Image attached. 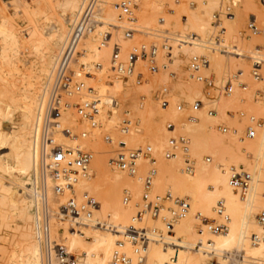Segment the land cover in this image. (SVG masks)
Masks as SVG:
<instances>
[{"label":"bare ground","instance_id":"1","mask_svg":"<svg viewBox=\"0 0 264 264\" xmlns=\"http://www.w3.org/2000/svg\"><path fill=\"white\" fill-rule=\"evenodd\" d=\"M8 1L7 4L4 0H0V40L3 42L0 57V116L5 117L13 126L3 128L0 125V227H11L15 217L18 221L22 220L21 225L15 224L17 225L15 230L21 232V240L17 243V250L14 252L10 264H43L41 247L33 229L32 207L34 200L30 196L28 186L35 166L31 135L43 87L50 80L55 59L68 36L74 17L80 9L81 0H47L51 7V12L47 15H39L36 8L33 7V3L30 4L26 0H18L23 8L19 7L17 0ZM115 1L100 0L96 17L115 23L116 9L113 4ZM196 1L200 3V7L204 8L202 12L210 16L214 15L213 12L219 10L224 3V0ZM262 1L264 2V0ZM10 2L16 3L20 9L17 8L14 13H11L7 9ZM15 5L14 7H17ZM180 9L185 12L184 15L182 14V18L181 15L177 16L179 12L177 13L173 9L169 15L163 18L162 22H159L173 37L170 56L168 57L166 51L162 49H158L156 54L157 62L160 65L164 62L166 66L160 67L154 73H148L144 66L145 60L138 61L136 69L144 72L143 79L146 75V84L151 82L149 78L151 74H154L156 81L166 82V71L169 64L175 58H179V61L182 62L184 60L181 59L182 55H185L187 60L192 54L207 55L209 64L204 72L208 70L220 72L224 68H229V71L230 69L240 70V77L249 75L250 65L240 57L250 58L255 54H261L260 47L257 46L249 51L239 50L238 45L243 42V39L241 31L237 29L235 23L227 22L222 32L225 36L222 37L221 34L219 40H215V30L213 32L212 29L215 27L210 19L193 18L190 14L188 15L185 4L180 6ZM19 11H22L25 18V29L16 26L15 16ZM68 15H74L72 20L71 18L69 20ZM137 17L143 32L135 33L131 37H124L120 30H112L111 38L102 42L101 28L95 25L94 28L89 29L81 36L76 45L70 67L86 87L76 95L82 99L94 93L99 96L102 102L98 114V124L94 128H91L85 120L79 119L74 113H71V111L74 112L72 107L67 110V122L77 129L87 131L82 143L94 151L90 174L78 181L76 192L79 195L84 190L89 191L99 201V206L94 211L92 220H85L79 226L73 225L75 228L71 226L68 229L69 227H66L67 219L52 218V232L54 236H59L62 239L69 251L77 254L82 253L81 256L87 264H213L209 257H212L210 251L217 253L215 264H246L247 256H260L264 251V241L252 244L247 237L251 230L260 231L254 213L264 203L260 196L261 180L264 174V129L261 125L256 126L260 135L257 132L258 137L256 135L246 139L241 133L243 122L238 123L230 119L228 109L237 99L235 91L239 87L233 79L232 91L220 93L214 101L216 103L224 96L219 105L215 106V112L208 113L203 107L196 112L197 119L192 120L193 123L188 122L184 114L179 113L182 111L177 112L175 109H170L167 112L163 110L150 92L146 110L142 111L140 108H136V113L144 121L145 131L150 137L152 155L153 149L155 155L153 164H157L160 174V177L154 181L157 175V170L155 171L152 177V186L154 181V187L157 190L162 192L169 190L180 196L188 197L190 206L187 215L174 224L173 235L166 234L163 240L156 239L150 242L144 260L137 257L132 242L124 231L125 227L132 222L135 210L133 205L123 202L122 193L126 191L130 194L132 190L136 189L141 192L142 173L148 172L152 163L148 157L141 156L135 174H128L111 165L110 158L115 154L114 147L118 149V142H126L127 146L132 147L140 143L133 137L124 134L132 131L133 124L128 131L123 130L124 133L120 132L114 135L113 132L107 131L112 140L104 139L106 143L100 137V129L103 125L110 130L114 127L120 114V110L117 108V99L127 95L124 87L134 81L133 76L111 75L112 40H119L121 52L124 54V51L132 44L141 42L144 37H155L154 31L163 30L158 28L157 19L148 8L137 10ZM44 22L54 25V29L50 32L45 31L43 29ZM18 30L27 31L26 37L32 39L35 44L37 58L26 70L19 63L22 51L16 35ZM169 30H173V33H170ZM138 34L141 36H137ZM252 40L256 41L258 38ZM214 44H218L220 48H211ZM174 45L175 48H173ZM80 68H83L84 72L79 73ZM96 68L100 70L97 71ZM92 72H95V76ZM180 72L182 78L192 79L188 73L185 74L186 70L183 67H180ZM171 75L175 76L174 73ZM130 78H133L131 83L127 81ZM251 78H249L250 84L253 85V76ZM225 79L226 77H222L215 81L219 83ZM261 80H264V76ZM246 84L245 89L248 87L247 82ZM179 86L183 87L181 84ZM87 87L90 89L88 90ZM186 88L190 101L196 98L205 99L202 86L198 83L192 82L186 85ZM73 96L70 97V100ZM168 107L169 105L164 108ZM250 110L255 113L259 112ZM16 111L20 112V119L17 121L14 118ZM255 115L247 116L246 119L251 116L247 120V122H252H249L250 125L255 124L254 119H257V116L261 118L259 114ZM195 121L198 122L195 123ZM217 122L227 123L232 131L229 134L217 133L214 129V124ZM169 124H173L174 127L170 128ZM171 130L183 131L185 135H188L189 155L193 163L191 171L184 168V155H180L181 151L177 150L169 157L164 154L168 138L174 134ZM138 131L141 133L143 129L140 128ZM228 131L229 128L226 127L223 132ZM205 154L210 155L209 160L203 158ZM211 156L214 158L213 162H211ZM251 158L254 160L253 165L250 162L253 161ZM144 159L149 160L144 161ZM240 166L251 171L254 177L250 194L245 200L240 199L228 183L230 168ZM219 197L224 198L226 210L230 215L226 231L212 234L205 228L201 219L197 223H191L197 211L198 216L200 213L207 217H216L214 206ZM55 202L52 203L53 206H56ZM58 219L59 222H55ZM15 220L14 222H16ZM96 220L101 221L102 224L100 225ZM159 222L161 223L159 219L145 216L141 223L156 230H163L157 228L162 224ZM86 227L92 229L87 234L83 233ZM95 228L103 232H96ZM199 240L202 241V244L198 247ZM4 248L0 247V250ZM115 248H121L129 259L125 262L113 261L112 253ZM235 249L243 251L244 260L230 261L225 251Z\"/></svg>","mask_w":264,"mask_h":264},{"label":"built area","instance_id":"2","mask_svg":"<svg viewBox=\"0 0 264 264\" xmlns=\"http://www.w3.org/2000/svg\"><path fill=\"white\" fill-rule=\"evenodd\" d=\"M177 1V0H176ZM100 0H81V6L71 25L68 36L60 48L50 74V80L44 85L43 92L39 99L36 117L32 130V145L35 153V166L30 182L28 183L30 196L34 200L33 229L34 234L40 244L43 264H87L83 257L71 252L59 236H54L52 232L51 220L54 217L67 219L70 226L75 228L85 220H92L94 211L99 206V201L89 191L84 190L77 194L76 185L82 178L87 177L91 171V160L94 154L93 149L86 147L82 139L86 136V130H79L67 122V110L72 107L74 114L85 120L91 128L98 124V114L102 102L99 96L91 93L90 96L80 100L71 101L70 97L80 94L86 89L84 83L75 75L70 62L76 45L81 36L89 29L98 25L101 28L102 40L108 41L112 36V30H120L124 37H131L135 33L143 32L138 22L137 10L139 0H116V22L111 23L96 17L99 10ZM233 4H226L214 14V24L218 27L215 30L214 39L219 40L224 27L220 23L225 16L233 15ZM160 22L162 16H158ZM246 28L249 33L264 34V24L259 23L255 16L248 18ZM155 40H145L132 44L124 54L121 52V43L114 39L111 42L110 70L113 75L133 76L136 83L143 81L144 72L137 70L138 61L145 60V68L148 73H154L161 65L156 60L158 49L165 50L167 56L171 54V37L165 29L154 31ZM149 33V32H148ZM264 49V40L258 44ZM211 48H220L214 44ZM252 59L251 73L255 79L264 76V54H255ZM209 59L206 54H192L189 57L187 70L188 75L195 81L202 84L205 100L196 98L185 105L182 101H174L173 107L177 111H185L187 120L197 119L196 112L205 108L208 113L215 112L214 101L220 93L232 91V79L237 82L241 89H245L247 84L240 77V70L230 74L225 81L216 83L211 74L204 72L208 66ZM84 72L80 68L79 73ZM88 90L90 87H87ZM158 100L161 106L167 107L170 103L168 97V87L162 85L157 90ZM239 115H244L241 111ZM254 125L245 127L244 135L254 137L257 135L256 126L261 125V119H254ZM132 122L129 117L123 116L120 120V128L128 131ZM173 128V124L168 125ZM222 130L226 126H221ZM103 137L111 141L112 137L104 133ZM113 157L110 158L111 165L124 170L128 174H135L138 168V160L141 156H146L154 163L152 147L149 144L141 146H127L126 142H118ZM179 150L184 155V168L191 171L193 168L192 159L189 155V138L184 134H172L168 138L167 146L164 150L166 157L172 156ZM209 160V155L206 156ZM155 166L152 164L148 172L143 177V192L140 202L137 204L132 222L125 227V232L132 242L134 252L140 260L145 259L146 250L150 242L164 236L173 235L174 224L185 217L189 211V199L180 196L169 190L163 193H151L152 177L155 174ZM254 177L253 173L243 166L231 167L228 183L237 193L240 199L245 200L250 194ZM260 196L264 201V178ZM130 200V194L124 192L123 202ZM56 201V206L52 203ZM216 217H207L200 214V219L205 228L212 234L224 232L228 228L229 213L226 210L223 197H219L214 206ZM145 216L159 219L163 224V230H156L141 223ZM254 217L260 231H250L248 240L252 244L264 241V203L255 213ZM100 225L101 221L96 220ZM201 231V230H200ZM202 241L197 242L199 247ZM231 262L244 260L242 250L225 251ZM212 260H217V253L210 251ZM128 255L121 249L115 248L112 253V260L125 262ZM246 264H264V251L260 256H247Z\"/></svg>","mask_w":264,"mask_h":264},{"label":"rangeland","instance_id":"3","mask_svg":"<svg viewBox=\"0 0 264 264\" xmlns=\"http://www.w3.org/2000/svg\"><path fill=\"white\" fill-rule=\"evenodd\" d=\"M4 1L7 2V4L9 3L8 0H4ZM192 1L193 0H191V1H189V0L188 1L187 0H177V1L176 0H140L138 10H141L143 8H148L149 11H151V13H153L155 15L157 22L159 24L158 28L164 29V27H162L160 25V23H159L160 21H158L159 20L158 16H162L164 18L166 15L170 14L171 10L174 9V10H176L177 13L179 12V14L177 16L181 15L180 17L182 18V14L184 15L185 12L180 9V6L185 4V7L187 6V9H188V15L190 14L193 18H198L201 20L202 19H206V20L210 19V21L213 23V26L215 27V24L213 22L214 15L210 16V15H207V13H203L202 11L204 8L200 7L201 6L200 3L198 1L195 2V0L193 2ZM26 2H28L30 4L33 3V7L36 8L37 13L39 15L40 14L41 15H47L51 12V7H50L47 0H26ZM223 2L224 3L221 5L219 10L222 7H224V5H226L228 3L233 4V8H232L233 9V15L223 17L222 20H220V23L223 25V27H225V24L227 22L235 23L237 29L241 31V36H242L244 43L242 42L240 45H238L239 50H241V51L253 50L255 47L259 46L258 44H262V42L264 40V34L253 35L252 33H249L248 29L246 28V23H247V20L249 17L255 16L259 23L264 24V2L262 0H226V1L224 0ZM13 3L14 2H10V6L7 5V9L11 13H14V11L17 10V8L18 9L23 8V5L21 4L20 1L17 0V4L19 5L20 8L18 7V5L16 3H14V5L16 4L15 6H17V7H14ZM176 12H175V14H176ZM215 12L216 11H214L213 13L215 14ZM68 17H69V20H70V18L72 20L74 15H68ZM15 22H16V26H19V28H24V29L26 28L25 27V25H26L25 24V18L23 16L22 11H19V13L15 16ZM69 22H71V21H69ZM43 29L47 32H50L51 30L54 29V25H50V23L44 22ZM212 29L214 32V30H217L218 27H215V28L212 27ZM169 31H170V33L171 32L173 33V30H169ZM26 32L27 31H19V30L16 31V35H17V38L19 40V43L21 46V51H22V55L20 57L19 63H20V66L24 70H26L27 68H30L32 66V63L37 58L34 41L32 39H28L26 37ZM137 36H141V35L138 34ZM224 36L225 35H223V33H222V37H224ZM253 38H258V40L253 41L252 40ZM142 39H144L142 41H145V40L157 41L158 40L157 37H152V36L144 37ZM102 42H104V41H102ZM2 45H3V42L0 40V57H1V46ZM259 47H260L261 54H264V49L261 46H259ZM58 48H57V51H58ZM173 48H175V45ZM231 48L233 49V47H231ZM57 51H56V53H57ZM240 58L245 60L250 65V68H251V64H252L251 58H249V57H244V58L240 57ZM181 59H184V60L182 62H180L179 58H175L171 62V64H169V66L167 67V71H166L167 81L166 82L160 81V80L156 81V79L154 78V74H151L149 76V78L151 79V82L149 84L145 83L146 75H145V78L143 79V81L139 84L134 82L135 80L131 83L130 81L133 80V78L127 79V81L131 84H126L124 87V91L127 93V95L117 99V101H118L117 108H119L120 114L117 117V121L114 123V127L110 130V129H107L105 125H103V127L100 129V137L102 138L103 141L105 139L103 137V134L105 132L106 133H108L107 131L113 132V134L115 135V134L123 131L120 128V120L123 116H125V117H129L131 119L132 124H133V129L128 134H126L124 132H122V133H124L125 135H128V136H131L135 140L139 141L140 144L135 145V146H141L144 144L150 145V142H149L150 137H149V135H147V133L145 131L144 121L141 119V116L136 113L137 107L140 108L142 111L146 110V108L148 106V102H149L148 93L150 92L151 94H153L156 98V101L161 106L160 101L158 100L157 90L160 86L166 85L168 87V97H169L170 103H169L168 108H164L162 106H161V108L168 112V111H170V109H175L173 107L174 101H182L185 103V105H187V103L190 102V96H189L188 90L186 88V85H189L192 82H196L202 86L201 83H199L193 79H190L188 77H186V78L181 77L180 67H183L186 70L185 74H187L188 73L187 64H188V60H189V59L186 60L185 55H182ZM224 69L220 72L208 70L206 73L211 74L215 79H220L222 77L227 78L230 74L235 72L232 69H230V71H229L228 70L229 68L228 69L224 68ZM96 70L99 71L100 69L96 68ZM110 73L112 76H116V75H113L111 71H110ZM172 73H174L175 76H172L171 75ZM92 74L95 76V72H92ZM251 74L252 73L250 71L249 75L248 74H246L247 76L243 75L245 77L241 76V79L248 83V87H247V89H241L239 87L236 88L235 92L237 93V99L229 106V109H228L230 119L237 121L238 123L243 122L241 133H242L243 137L246 139H249L244 135L245 127L247 125H250L249 122H251V121L247 122V120L251 116L248 119H246L249 114L250 115L256 114L255 116H257L259 114V116H261V118L257 116V119H261V127H263V129H264V80H261V78L254 79V77H253L254 83H253V85H251L250 84V81H251L250 79H252ZM118 77H121V76H118ZM245 78H247V79H245ZM180 84L184 88L180 87L179 86ZM202 89H203V87H202ZM223 97L224 96H222L218 101H216V103H214V106L217 107V105H219V103ZM80 98L81 97H78V95H75L71 98V101L73 102L76 100H80ZM250 109H252V111H259V112H257V113L251 112ZM204 110L207 111L205 108H204ZM240 111L242 113H244L245 115L240 116L239 115ZM177 112H179V111H177ZM71 113H74V112L71 111ZM179 113L184 114V116L186 117L185 111H182ZM14 118L16 121L20 119V112L19 111H16L14 113ZM187 121L190 123H193V121L192 122L190 120H187ZM197 122L198 121H195V123H197ZM0 125L3 128L13 126V124L11 122H9L3 116H0ZM221 126H226L227 128H229V131L226 133L223 132L221 130L222 129ZM140 128L143 129L144 132L142 131L140 133L138 131ZM214 129L219 134H229L232 131V128L225 122L215 123ZM171 131H173V130H171ZM261 131H262V128H261ZM177 132H178V130H174L173 131L174 135L179 134V133L184 134L183 131H179L178 133ZM257 132L260 135V132L259 131H257ZM186 136L188 137V135H186ZM257 137H258V135H257ZM135 146H133V147H135ZM114 148H115L114 150L116 151L117 148L116 147H114ZM180 155L183 156L182 153ZM207 155L208 154L203 155V158L205 160H206ZM153 156L155 157L154 149H153ZM211 158H212L211 162H213L214 158L212 156H211ZM145 160H149V159H144V161ZM251 160H253V158H251ZM156 162H157V160H156ZM250 162L253 165L254 160L250 161ZM152 164L150 166H152ZM153 165L155 166V168L157 170V175L154 178V181H155V179H158L160 177L159 176L160 174L158 173L157 164L155 163ZM146 173L147 172L144 171L142 173V176L144 177V175ZM263 178H264V174H263L262 179ZM154 181H153V186H152L150 192L151 193H163L162 191L157 190L154 187ZM142 192H143V183L141 184V192L137 189L132 190V192L130 193V200L126 203L129 205H133L135 211L137 208V204L140 202ZM173 193H176V192H173ZM123 194H124V192L122 193V197H123ZM197 213H198V211L196 212V214L193 216V218L191 220L192 224L199 222L200 216H198ZM32 214H33V211H32ZM14 219H16L15 220L16 222H14ZM18 219H20V218H18ZM57 221L59 222V219L55 220V222H57ZM12 223H11V227H4V226L0 227V247H5L4 249L0 250V264H10V260L12 259L14 252L17 250L16 249L17 243L21 240V232L15 230V227L17 226L15 224H18V226L21 225L22 220L18 221L17 218L15 217V218H13ZM57 223H55V225H57ZM65 223H67V222H65ZM68 224H66L67 225L66 227L67 228L69 227L68 229H70L71 226H70V224L69 225ZM159 224H161V223L159 222ZM55 225H54V227H55ZM12 227H13V229H12ZM157 228L163 229V225L161 224V226H158ZM90 230H92V229L86 227L85 230L83 231V233L87 234V233H89ZM94 231L103 232L100 229H96V228ZM88 240L90 241L91 239H88ZM78 254L82 255V253H78ZM209 257H210L211 262H213V264H215V261L212 260V257L211 256H209Z\"/></svg>","mask_w":264,"mask_h":264}]
</instances>
